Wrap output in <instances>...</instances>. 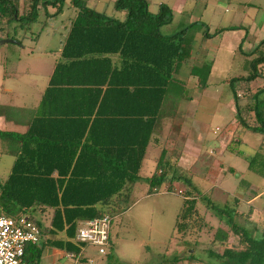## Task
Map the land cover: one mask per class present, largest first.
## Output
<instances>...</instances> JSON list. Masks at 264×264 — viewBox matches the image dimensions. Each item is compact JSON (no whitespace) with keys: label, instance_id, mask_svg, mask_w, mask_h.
I'll return each instance as SVG.
<instances>
[{"label":"trees","instance_id":"trees-1","mask_svg":"<svg viewBox=\"0 0 264 264\" xmlns=\"http://www.w3.org/2000/svg\"><path fill=\"white\" fill-rule=\"evenodd\" d=\"M64 5L65 0H0V40L36 43L41 31L35 32L34 26L45 29L49 20L62 15ZM71 5L75 12L66 24L59 57L38 106L33 110L0 106V117L23 119L26 125L22 133L0 131V142L14 159L10 172L0 180V215L26 216L38 228L39 241L27 245L23 256L30 264H39L46 247L85 262L87 245L72 242L78 224L109 216L112 205L130 203L149 145H158L155 136L163 121L174 118L177 100H187L185 91L172 87L175 66L186 55L189 28L161 34L160 29L172 22L168 6L162 4L151 13L145 0H115L114 11L125 14L120 20L88 8L82 0H71ZM250 56L244 82L263 76L264 40ZM209 72L210 64L205 63L192 67L190 73L201 77L204 87ZM231 91L239 124L264 135V119L255 105L259 94L252 96V102L246 98L239 109L240 98L232 86ZM243 119H254L253 125ZM168 156L162 149L154 173L145 180L146 193L173 194L172 185L184 186V192H177L183 202L175 235L185 241L214 229L197 208L203 203L205 212L217 219L211 245L223 251L219 255L211 248L203 250L220 264H264V229L259 238L253 235L247 226L253 223L250 211L240 212L235 198L214 203ZM248 169L264 176V158L254 155ZM195 243L193 255L185 258L188 263L195 260ZM112 248L109 240L102 257L111 260Z\"/></svg>","mask_w":264,"mask_h":264},{"label":"rangeland","instance_id":"rangeland-1","mask_svg":"<svg viewBox=\"0 0 264 264\" xmlns=\"http://www.w3.org/2000/svg\"><path fill=\"white\" fill-rule=\"evenodd\" d=\"M204 2L205 4L207 2L208 6L206 12L204 13V10H200L204 7L203 0H200L197 4V12L195 13L200 15V17L202 15L203 19L201 23L197 25L194 24L195 26L189 28V36L187 38L190 39L191 43H193L192 39L195 32H201L203 30L200 28H205L207 32L209 28L207 26L210 24L215 26L212 28L213 32L216 30L215 28L218 23H210V18L213 17L212 14H215L214 19H217L219 14L220 16L226 17L237 3L231 0H205ZM89 7L92 8L91 6ZM106 15L110 16L107 13ZM177 15L180 18L172 13V16H174L173 21L160 29L162 35L168 36L175 34L188 25L184 14L183 16ZM207 22L209 24H207ZM45 29L41 30L39 25L34 26L33 30L35 32L41 31L37 43L26 39L22 45L5 44L0 48V105H29L28 101L31 100V95L40 90L42 91L46 86L48 76L53 67L54 57L45 51H55L59 48L60 41L58 40V36L48 37L45 35ZM198 44H200V42H198ZM172 88L178 92L185 91V98L187 96V100H183L182 98L180 103L177 100L178 106L188 101L189 104H196L199 101L200 107L196 109L195 116L193 112L187 113L184 120L189 125L190 138H198L197 141L202 140L203 142L206 140L202 152L196 157L198 161L195 163V166L191 168V170L189 169L190 167L186 169L183 168V170L181 169V173L186 176L190 175L189 177H191L192 183L201 192H203L206 187H211V196L214 203L217 205L223 204L224 201L230 199L231 196H238L241 192L240 190L245 185V181L251 183H259L262 181L261 183L263 184L264 179H261L257 173L252 170L248 172L246 160L244 158L223 151L222 146L224 145L220 139L224 134H228L229 132L226 126L228 124H231V126L236 125L234 120V107L231 109L227 107V104H231L230 100L232 98L228 87L225 88L223 93L214 92L211 95L201 92L194 93L188 86L186 89L183 88L184 90H182L179 85H173ZM6 91H8V93ZM31 92L33 93L30 94ZM206 96H209L211 102L206 101ZM219 97V101L213 100ZM190 101L192 102L190 103ZM0 130L21 133L24 132L25 129L24 126L18 127L9 122L3 123V121L0 120ZM169 131L168 126H165L160 134L161 151L165 144L168 145L169 141L175 138L180 139V145L176 147V149L181 150L183 145H185V136L179 137L176 133ZM172 133L175 135H171ZM247 137L249 142L256 141L258 138L251 133H247ZM214 141L219 144L209 149L208 145ZM230 147L232 148L233 145H230ZM160 149L153 146L148 147L140 171L141 180L134 186L130 203L124 208L118 204L112 205L109 209V217H112L111 237L114 248L111 264H173L175 260H177L175 264H186L185 258H188L189 255H193L191 253L195 248L193 245L195 241L197 242L195 244L198 246L194 252V262L205 259V254L201 253L200 250L212 249L214 247H217V249H215L219 252L222 250L219 245H211L213 234L217 226V219L213 215L210 217V212H207L209 214L205 213V207H203L202 202L201 205L198 204L200 213L205 215L207 220H211L210 223L214 229L209 231L204 229L199 235L196 234V236H194V234L192 235L193 237H189V239L186 238L185 241H183V238H178V236L175 235L174 224L176 216L182 206V198L177 195V192H184L183 185H172L173 194L160 191L157 194L147 195L148 185L145 180L154 173V159L160 154ZM164 150L170 155L171 150ZM241 150L244 155H251L248 149L242 148ZM170 157L171 156H168L167 159L170 160ZM13 160V156L8 154L5 144L0 142V180L4 179L10 172ZM215 164L216 166L222 164L225 168L230 167L234 170V173L232 174L226 171L216 173L217 168ZM256 226L257 228L256 231L253 232V235L259 238L261 231L264 229V219L260 224L256 222ZM88 248L89 254L100 257L95 248ZM103 259L105 260V258ZM77 264L87 263L81 261ZM95 264L101 263L98 262Z\"/></svg>","mask_w":264,"mask_h":264},{"label":"crops","instance_id":"crops-1","mask_svg":"<svg viewBox=\"0 0 264 264\" xmlns=\"http://www.w3.org/2000/svg\"><path fill=\"white\" fill-rule=\"evenodd\" d=\"M82 1L85 2L88 8H90L89 6H91L92 8L90 9H93L98 13H103L105 15L107 13L108 15H110L108 17L114 19H120V20L124 19V15H125L124 13L115 12L113 9V4L115 0H82ZM145 1L147 2L148 9L151 13H157L159 6L164 4L171 9L172 13L176 14V17L178 16L177 14H179L180 16H183L184 14L188 23V25H186L184 28H190L192 26H195L194 24L197 25L201 23V20L203 19L202 15L200 17V15L195 14L197 12L196 11L198 7L197 4L200 0H145ZM204 1L205 0H203L204 7L200 10L202 11L204 10L203 12L205 13L206 10L208 9V6H207V2L205 4ZM231 1L237 3L235 4L236 6L233 8V10L229 11L230 12L229 15L224 17V16H220L219 14V16H217V19H214L215 14H212L213 17L210 18V23H218L217 24L218 26L216 25L215 28L216 30H214V32L212 28H214L215 26H212L207 22V24H209L207 27L209 28L207 29V32L205 34L208 35L204 36L205 28H200L203 30L201 32L200 31L195 32V35H193V39H192L193 43H191L190 39L187 38L189 36V29L187 30L186 33L187 40L184 47L185 48L184 51L186 55L184 57L183 62L178 63L175 66V71L173 74V79L175 84L173 85L175 86L179 85V87L182 88V90L186 89V87L188 86L190 87V90L192 92L194 91V93L201 92L203 94L208 93L210 95L214 92L223 93V91H225V88L228 87L232 98L230 100L231 104H227V107L228 109L234 107L233 109L235 113L234 120L236 125L231 126V124H228L226 128L229 129L228 130L229 132L228 134H224L220 139V141L224 145L222 146L224 152H228L229 154L234 156H240L241 158H244L246 160V164H247L246 168L248 172H250L251 170L248 169L249 159H251L256 154H259L260 157L264 158V135L255 134L250 131H247L239 124L236 118V108H235L236 104L234 102V98L232 95L231 86L235 90L237 97L240 98L239 104H237L239 109L242 108L243 105H246L245 104L246 98L248 99L250 98V101L252 102L253 101L251 99L252 96L258 93L259 95L257 100L261 104H255V105H257L260 115L264 119V65L262 66V71H263L262 77L256 78L250 82H244L241 79V78L243 79L246 78L250 73L249 62L252 60V56H250V54L253 53L254 50L258 47L259 43L262 40H264V0H244V1L231 0ZM49 12L52 13L53 11L50 10ZM74 12H75V8L71 5V0H65V5L63 7L62 15L54 20L51 19L47 22L45 35H47L48 37L58 36V40L60 41V45L58 49H56L55 51H45L54 57L53 66L59 57L58 54L60 51L62 40L65 35L66 24L68 23V19L73 15ZM178 18L180 17L178 16ZM173 19L174 16L172 18V21ZM226 28H229L230 30L222 31ZM198 42H200V44H198ZM3 45L0 44V48ZM205 63L210 64V72L208 78L205 81V86L202 87V85L204 84V80L201 77L193 76L190 72L192 67L194 66L201 67V65ZM232 80L235 81L232 82ZM46 86L44 87V89L46 88ZM44 89H42V91L40 90L41 92L38 91L34 94H32L33 92L30 93L32 95H31V100L28 101L29 105L18 104V106L16 105L13 106L0 105V106H10L17 109L33 110L38 106L41 94L44 91ZM6 92L8 93V91ZM245 94H247V97H244ZM205 99H207L206 100L207 102L210 101L209 96L208 97L206 96ZM219 99L220 97L213 100L219 101ZM191 102L192 101H190V103ZM179 106L177 108L174 118L170 122L169 121L162 122L161 131L159 135L155 136V138L158 140V145L150 144L149 146L157 147L160 149V147L162 146L160 141V134L164 130V127L168 126V129L170 130L169 132L172 131L176 133V135H179V137L185 136L184 139L185 145H183L181 150H177L176 147L180 145L179 143L180 139L175 138L174 140L169 141L168 145L165 144V146L162 147V149L171 150L169 156H171L170 158L172 159V161L176 162L178 168L183 170V168L186 169L190 167L189 169L191 170V168H193L195 166V163L198 161L196 157H198V155L202 152L206 140H204V142L202 140L197 141L198 138L192 139L189 137L190 128L188 123L184 120V117L187 113H191V112H193L195 116L196 109H199L200 104L199 101L196 104H189L188 101L187 103L180 104ZM0 120H2L3 123L9 122L18 127L24 126V129H26V125L23 119L15 118V119L6 120L0 117ZM243 120L246 121L250 126L253 125L252 122L254 121V119H247V120L243 119ZM170 126H174L175 128L171 129ZM0 131H6V130H0ZM174 133H172L171 135L174 136L175 135ZM247 133H251L253 136H257L258 138L256 139V141L249 142L247 140L248 138ZM218 144H219L218 142L214 141L208 145V148L212 149L216 147ZM230 145H233V147L231 148ZM242 148L248 149L251 155L249 156L244 155L243 151L241 150ZM158 156L156 157V159H154L155 165ZM261 164L262 163L259 162V165ZM216 168H217L216 173H222L223 171L230 172L232 174L234 173V170L232 168L230 167L225 168L224 165L222 164L216 166ZM259 177H261V179H264V176L259 175ZM261 182L251 183L249 181H245V185L240 190L241 192L239 193L238 196H231L230 199L224 201L225 203L227 201H231L232 198L238 199L239 211L242 213H247L250 211L249 218L251 221H253L255 225L253 223H250V225L247 226L251 227L253 229V232L256 231V228L258 226V225L256 226V222L260 224L261 221L264 219V183L262 184ZM201 193L212 199L211 187H206V189ZM132 194H131V198H132ZM182 202H183V198H182ZM199 205L201 204L199 203ZM208 218L211 219L210 217ZM207 221H211V220H207ZM222 229L225 230V228ZM111 234L112 231L110 229V245L113 246ZM60 236L65 237L63 234H60L58 237ZM72 242H75V239ZM215 248L217 249V247L211 249L212 252L220 255L223 251V247H221L222 249L220 250L221 252L217 251ZM112 249L114 253V248ZM88 250L89 248L84 250V258L86 259L85 262L87 264H89L88 262L89 259L92 260L94 264L98 262H100L101 264H111L110 263L111 260H106V258L104 260L103 259L104 257L102 256L95 257V255L89 254ZM200 251L201 253L205 254L204 257L205 259L203 260L197 259L199 260L198 262L193 261L190 263H188L185 260L186 264H192V263L220 264L222 262L221 260H212L213 258H211L212 256H210L211 254H209L207 251L204 250H200ZM69 254L72 255V253H67L65 251L58 250L56 248L46 247L43 249L39 264H77L78 260L74 258H69L68 257Z\"/></svg>","mask_w":264,"mask_h":264},{"label":"built area","instance_id":"built-area-1","mask_svg":"<svg viewBox=\"0 0 264 264\" xmlns=\"http://www.w3.org/2000/svg\"><path fill=\"white\" fill-rule=\"evenodd\" d=\"M111 218L80 222L75 235L77 244H84L105 256L110 240ZM39 230L28 217L9 218L0 215V264H30L23 261L25 248L39 241ZM69 258H74L69 254ZM89 264H94L88 260Z\"/></svg>","mask_w":264,"mask_h":264},{"label":"water","instance_id":"water-1","mask_svg":"<svg viewBox=\"0 0 264 264\" xmlns=\"http://www.w3.org/2000/svg\"><path fill=\"white\" fill-rule=\"evenodd\" d=\"M6 43L19 45V43L14 40H8V39L0 40L1 45L6 44Z\"/></svg>","mask_w":264,"mask_h":264}]
</instances>
